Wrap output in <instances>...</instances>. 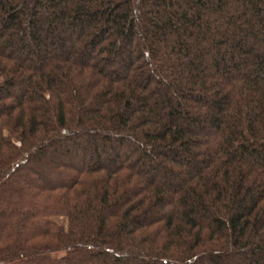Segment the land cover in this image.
I'll use <instances>...</instances> for the list:
<instances>
[{"label": "trees", "instance_id": "1", "mask_svg": "<svg viewBox=\"0 0 264 264\" xmlns=\"http://www.w3.org/2000/svg\"><path fill=\"white\" fill-rule=\"evenodd\" d=\"M0 264H264V0H0Z\"/></svg>", "mask_w": 264, "mask_h": 264}]
</instances>
